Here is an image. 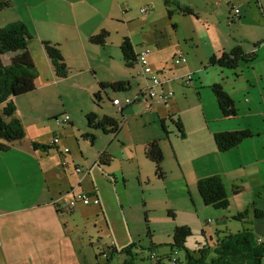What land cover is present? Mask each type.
Instances as JSON below:
<instances>
[{
  "label": "crops",
  "instance_id": "obj_1",
  "mask_svg": "<svg viewBox=\"0 0 264 264\" xmlns=\"http://www.w3.org/2000/svg\"><path fill=\"white\" fill-rule=\"evenodd\" d=\"M252 3L260 12L254 24L249 23L253 17ZM133 4L146 6L144 12L140 11L142 19L130 12ZM233 6L240 11L239 16L232 10ZM185 8L189 11H184ZM16 20L25 22L33 36L29 49L37 77L35 90L16 98L26 136L13 142L0 140V146L5 148L0 149V264H85L66 230L62 217L66 210L59 212L58 204L67 203L73 193L83 190L94 196L98 194L84 188L89 172L82 166H77L82 171H75V179L69 177L67 166L70 160L79 157L68 147L75 143L69 141V136L76 138L88 166L98 163L102 154L108 155V145L115 137L101 129H91L88 123L87 115L91 112L106 115L101 105L104 93L103 100L98 103L93 96L100 90V83H130L126 91L110 92L111 100L117 95L134 96L147 87V78L140 65L126 62L121 48L125 37H129L136 52L143 46L153 49L151 54H156L157 58L150 54V65L165 80L163 88L173 91L174 95L168 102L152 99L150 109L137 102L140 105L129 107L127 113L126 107L132 104L122 111L113 104L124 118L121 122L117 120L121 127L131 125L127 115L129 118L156 111L163 118V130L169 133L165 119L167 114L170 117L171 112L175 113L170 111L175 107L166 113L159 107L163 103L182 102L190 109L187 125L191 164L187 170L181 156L175 155L178 174L186 183L190 178L188 184H198L203 177L220 175L230 206L235 204L237 214L250 208L248 216H254L249 219L252 225L242 224L237 231L251 227L258 237L264 238V218L255 217L253 211L255 207L264 208V0H137V3L134 0H10L8 7L0 8V28ZM248 27L253 28L248 31ZM102 30L109 32L105 44L92 43L91 36ZM45 41L59 45L67 64L65 76L57 74ZM234 49H240L246 58H241L237 67H221L212 62L213 58L219 59L223 53ZM179 53L187 56V62H174ZM10 57L11 54L4 55V62L8 63ZM189 74L191 79L187 77ZM213 84L222 85L235 101L236 115H223L211 91ZM178 86L184 90L183 98L175 97L174 88ZM67 90L81 97L76 101L79 108H68ZM65 102L64 111L74 117L66 122L69 127L59 130L48 121L65 122L59 116L64 111L56 108ZM57 116L60 119L54 118ZM192 117H195V129L191 128ZM178 120L183 125L185 133L182 136L185 137V125L180 118ZM240 129L251 134L230 150L221 151L215 135ZM193 131L199 135L197 148L190 135ZM86 132H93L99 140L89 153L81 148L82 143L87 147L88 141L79 139ZM56 134L62 135L61 142L53 145L51 142ZM102 134L113 136L105 141ZM153 139L159 140L164 160L168 159L167 141L174 145L172 137L151 135L145 142L146 147ZM36 142L51 144L57 149L35 148ZM190 193L197 202L192 189ZM80 203L84 204L79 201L76 206ZM89 205H101V200L99 204ZM231 212H222L221 222L231 217L235 219L237 214L231 215ZM220 232L223 230L217 231L218 238L225 234Z\"/></svg>",
  "mask_w": 264,
  "mask_h": 264
},
{
  "label": "rangeland",
  "instance_id": "obj_2",
  "mask_svg": "<svg viewBox=\"0 0 264 264\" xmlns=\"http://www.w3.org/2000/svg\"><path fill=\"white\" fill-rule=\"evenodd\" d=\"M134 3H137V0H134ZM142 8L146 9V6L133 4L130 12L136 18L142 19L144 17L141 16L143 14L141 12H144ZM252 14L250 24H254L258 19L257 17L260 16L259 9L254 3H252ZM252 28L248 27V31ZM242 30L245 31V29ZM144 47L148 46H143L141 49ZM150 54H148V59ZM151 55L156 57V54ZM171 61L173 62V60ZM183 84V86H187V84ZM174 90L176 91L175 97H184V90L180 86L175 87ZM110 92L119 94V91L107 90L108 96L104 94V101L101 104L103 112L121 122L124 118L111 102ZM65 97L68 108L74 106L79 108L76 102L81 99L79 95L67 90ZM117 97L123 98L124 96L117 95ZM139 105V103H134L126 107L125 113L129 107L133 108ZM183 105L182 102L179 104L171 102L169 104L163 103V106L159 107L163 113L175 107V110H170L175 111V113L171 112L170 117L167 114L165 119L169 133L163 130V118L157 115L156 111L131 115L129 118L127 115L126 119H130L131 125L127 128L120 127L108 145L110 147L108 156L111 158L108 166L100 165V162L88 166L85 158L81 155L76 138L74 135L69 136V141L75 142L68 146L71 153L79 155L75 161L70 160L69 166H67L69 177L75 179L77 166H82L86 171L88 170L89 176L83 184L84 188L95 190L101 200V205L80 203L73 211L62 212L66 230L72 237L78 255L85 264H125V260L131 258V254H127L125 249L133 244L135 245V259L133 260L135 264L151 263L150 254L152 251L157 252L161 258L174 254L180 258V264H188L185 258L186 250L173 245V235L177 226L190 228L191 234L186 239L185 246L198 254L199 249L207 241L214 243L218 239L217 231L219 229L223 230L220 233L225 231L236 232L242 224H245L246 227L252 225L249 219H254V216L250 218V214L244 218L245 220L238 221L235 216V219L229 217L228 221L221 222L220 214L222 212L232 210L231 215L237 214L235 204L228 207L226 211L216 209L213 206H206L198 191V184L193 182L188 184L190 178L187 179L186 183V180L178 174L175 155L181 156L187 170L188 164H191L188 161L190 160L191 140L187 125L190 109ZM56 108L64 111L66 102L60 103ZM65 114L69 113L64 111L59 116L63 118ZM179 118L185 125L184 130H186L187 135L185 137L182 136L175 123ZM184 118L186 119L184 120ZM48 123L54 124L60 128L59 130L70 126L66 122L57 124L54 120L48 121ZM192 123L191 128L195 129V117H192ZM56 135L62 136L61 134ZM151 135L153 137L162 135L165 139L171 136L174 143L172 145L167 141L168 159L162 163L164 176L157 172L156 165L154 166V163L146 155L145 142ZM190 135L195 147L200 146L199 135L197 133L195 135L194 131L190 132ZM108 136L112 137L113 135H101L105 141ZM79 139L88 141L87 147H84L83 143L81 144V148L88 153L94 150L99 141L95 138L94 144H91L90 140L85 138L83 134L79 136ZM52 148L57 149L56 146ZM174 149L177 150V153L174 152ZM191 189L197 200L196 203L191 196ZM94 242L96 244H93ZM102 247H104L103 251L110 254L109 257L98 255ZM163 263L172 264L169 260H163Z\"/></svg>",
  "mask_w": 264,
  "mask_h": 264
},
{
  "label": "trees",
  "instance_id": "obj_3",
  "mask_svg": "<svg viewBox=\"0 0 264 264\" xmlns=\"http://www.w3.org/2000/svg\"><path fill=\"white\" fill-rule=\"evenodd\" d=\"M9 4L10 0H0V8L2 9L8 7ZM184 11L189 10L185 8ZM108 36L109 32L102 30L98 34L92 35L90 39L92 43L105 44ZM32 37L28 25L21 20L9 22L0 28V140L6 142L24 139L27 133L26 127L18 115L16 98L32 92L36 88V64L29 49V41ZM44 44L54 63L57 74L65 76L67 74V64L59 45L49 41H45ZM121 48L128 65L139 64L137 52L129 37L123 39ZM8 54H11V57L9 62L5 63L3 56ZM241 58L246 60L240 49H234L229 53H223L219 59L213 58L212 62L221 67L235 68ZM129 85L130 83L127 81L101 82L100 90L93 95L94 100L97 103L103 100V93L107 95V89L119 92L126 91L129 89ZM211 88L223 115L226 117L236 115L235 101L222 85L213 84ZM87 118L89 126L93 130L101 129L106 133L116 134L121 127L117 121L118 119L107 115L100 116L95 112H91L87 115ZM175 123L183 135V125L180 120ZM250 134V131L245 129L220 132L215 135V140L221 151H228ZM83 136L88 138L91 144H94L96 136L93 132H86ZM34 147L46 150L52 148V145L36 142ZM0 149L5 148L0 146ZM146 155L155 163L157 172L164 176L162 169L164 153L158 139H153L148 143ZM110 160L108 155L102 154L99 164L108 165ZM198 191L203 202L208 206H213L216 209H227L230 206L227 188L220 175L201 178L198 181ZM58 211L61 212L63 209L58 208ZM249 211L250 208H247L239 212L236 217L243 220L249 214ZM253 211L255 217L264 218V208L255 207ZM224 233L214 243L207 241L199 249V253L196 254L185 246L186 239L191 234L190 228L188 226H177L173 235V245L186 250L185 258L188 264H263L264 242L259 241V237L253 229L244 227L237 232L228 231ZM134 248L135 245L133 244L125 249L127 254H131V258L125 260V264H135L133 261L135 259Z\"/></svg>",
  "mask_w": 264,
  "mask_h": 264
},
{
  "label": "built area",
  "instance_id": "obj_4",
  "mask_svg": "<svg viewBox=\"0 0 264 264\" xmlns=\"http://www.w3.org/2000/svg\"><path fill=\"white\" fill-rule=\"evenodd\" d=\"M232 10L235 12V14H239V10L236 8V6L232 7ZM142 11H145L144 8H142ZM151 53V48L150 47H144L143 49H140L137 52V59L138 63L140 65L141 71L143 75L147 78V87L143 88L140 92H138L134 96L126 95L123 98H113L112 103L117 106V108L122 111L125 106L131 105L133 103L141 102L144 103L147 107V109H150L152 107V99L154 98H160L165 102H168L174 95L173 91H166L163 88L164 81L163 79L158 75V73L154 72L152 69L149 59H148V54ZM188 58L184 53H179L175 56L174 62L176 64L180 63H185L187 62ZM188 79H191L192 76L189 74ZM60 119V117H57V120ZM62 119V118H61ZM70 120V115L66 114L63 117V121L67 122ZM61 142V137L56 136L53 138L51 144L53 145H58ZM66 151H69V148H65ZM77 171H82L81 167L76 168ZM71 193V192H70ZM69 193V194H70ZM81 201L85 205L89 204H99L100 200L98 196H94L88 191H81L78 192V194L73 193L72 197L69 199L67 203H61L58 204V207L63 209V210H71V208L75 207L77 203ZM260 242H264L263 237H259ZM102 247L100 249V253L98 255H103L106 257H109L110 254L107 252L103 251ZM150 258L152 260V264H162L163 260H169L172 264H179L180 258L175 256L174 254H171V256H165V257H160V255L152 251L150 254Z\"/></svg>",
  "mask_w": 264,
  "mask_h": 264
},
{
  "label": "clouds",
  "instance_id": "obj_5",
  "mask_svg": "<svg viewBox=\"0 0 264 264\" xmlns=\"http://www.w3.org/2000/svg\"><path fill=\"white\" fill-rule=\"evenodd\" d=\"M166 256H168V255H166ZM179 264H180V262H179Z\"/></svg>",
  "mask_w": 264,
  "mask_h": 264
},
{
  "label": "water",
  "instance_id": "obj_6",
  "mask_svg": "<svg viewBox=\"0 0 264 264\" xmlns=\"http://www.w3.org/2000/svg\"><path fill=\"white\" fill-rule=\"evenodd\" d=\"M56 120H57V118H56Z\"/></svg>",
  "mask_w": 264,
  "mask_h": 264
},
{
  "label": "bare ground",
  "instance_id": "obj_7",
  "mask_svg": "<svg viewBox=\"0 0 264 264\" xmlns=\"http://www.w3.org/2000/svg\"><path fill=\"white\" fill-rule=\"evenodd\" d=\"M113 246V245H112Z\"/></svg>",
  "mask_w": 264,
  "mask_h": 264
}]
</instances>
